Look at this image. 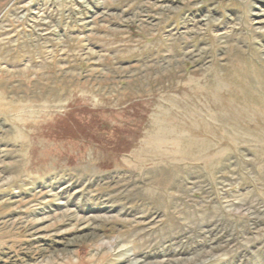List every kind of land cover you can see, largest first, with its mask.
I'll return each instance as SVG.
<instances>
[{"label":"rangeland","instance_id":"1","mask_svg":"<svg viewBox=\"0 0 264 264\" xmlns=\"http://www.w3.org/2000/svg\"><path fill=\"white\" fill-rule=\"evenodd\" d=\"M0 264H264V0H0Z\"/></svg>","mask_w":264,"mask_h":264}]
</instances>
